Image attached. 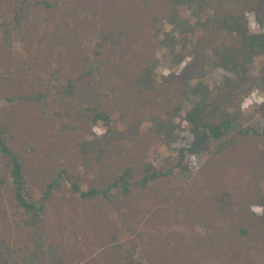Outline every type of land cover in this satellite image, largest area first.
<instances>
[{"label":"rangeland","instance_id":"374dc122","mask_svg":"<svg viewBox=\"0 0 264 264\" xmlns=\"http://www.w3.org/2000/svg\"><path fill=\"white\" fill-rule=\"evenodd\" d=\"M20 1L0 0V124L10 136V148L23 157L26 184L42 191L65 170L85 190L105 188L129 165L136 167L137 177L163 171L172 153L152 150L157 140L152 117L176 105L185 110L184 83H194L201 67L197 56L170 84L138 90L135 75L142 66L153 64L156 77L165 66L161 39L169 26L153 17L166 16L170 0H31L33 11L47 18L46 28L31 25L8 47L3 26ZM206 1L209 15L250 9L264 14V0ZM215 26L197 48L187 40L188 51L209 56L214 45L231 44ZM261 63L250 73H257ZM212 73L207 68L210 86L217 82ZM68 80L74 82L72 94L59 97L58 87ZM58 112L78 130L60 132ZM95 112L140 119L144 131L134 142L117 143L101 163L84 171L77 142ZM257 120L245 122L242 129L249 134L234 133V142L222 153L198 157L199 170L187 180L184 171L166 173L127 195L110 189L106 197L83 199L63 177L45 201L41 232L69 264H122L111 249L113 235L136 247L138 264L264 263V221L249 207L264 174V135L249 130ZM14 197L9 169L0 159V237L27 249L30 228L19 224L25 216L15 213ZM224 200L236 209H222Z\"/></svg>","mask_w":264,"mask_h":264},{"label":"trees","instance_id":"16d2710c","mask_svg":"<svg viewBox=\"0 0 264 264\" xmlns=\"http://www.w3.org/2000/svg\"><path fill=\"white\" fill-rule=\"evenodd\" d=\"M171 9L164 16H154L158 23H165L169 31L161 39L163 47L164 68L156 77L153 64L142 66L135 75L138 90L146 93L157 89L160 85H168L173 78L189 68L198 56L201 65L193 74L194 83H184L183 100L185 110L176 105L170 109L153 115L154 133L157 138L152 150L167 148L169 155L164 162L168 165L163 171H147L137 177V169L133 165L123 168L105 188L81 189L78 180H72L71 175L61 170L56 179L45 186L42 191L29 187L22 174L23 157L13 151L10 146V136L0 124V159L5 160L14 188L15 213L25 217L19 224L30 228L27 235V249L14 247L0 237V264H69L63 258L56 245L48 243L39 228L41 213L45 209V201L52 192L61 187L63 177L71 180L72 190L83 199L106 197L110 189L118 190L123 195L129 194L131 188L148 187L152 181L166 177V173L185 172V180L199 170L197 159L201 155H218L234 142L235 134H249L243 130L245 122L256 117L257 127L249 130L264 135V102L259 104L254 99L245 106L252 94L264 95V14L256 10H246L240 13L209 15L205 10L206 0H170ZM35 3L31 0H21L14 8L12 19L3 26L5 44L12 47L22 31L37 25L38 30L46 28L48 20L33 11ZM216 25V26H215ZM254 25V27H253ZM217 27L231 39V44L221 43L211 48L209 56L198 55L196 50L188 51L185 42L189 40L198 47V43L206 34ZM22 46V45H21ZM21 46L16 50L21 53ZM23 56V55H22ZM25 61V57H22ZM262 60L257 73L250 71ZM172 68H176L173 71ZM207 68L217 82L209 85ZM197 70V69H196ZM165 72L167 73L165 75ZM52 87V84L49 85ZM74 82L68 80L58 87L59 97L72 94ZM187 94V95H186ZM191 95V97H188ZM188 97V99H187ZM60 132L78 130L65 114L58 112ZM102 122V126L99 125ZM144 131L142 120H130L122 116L111 117L108 113L95 112L92 115L88 132L77 142L80 155V165L84 171L90 170L91 163H101L111 148L117 143L134 142ZM76 179V178H75ZM153 182V183H154ZM259 195L249 201V207L259 206V213L264 221V174L257 180ZM220 207L229 211L235 206L229 200H224ZM112 251L122 258V264H138L136 247L128 246L119 241L116 235L111 237ZM264 264V263H262Z\"/></svg>","mask_w":264,"mask_h":264},{"label":"clouds","instance_id":"9594fccd","mask_svg":"<svg viewBox=\"0 0 264 264\" xmlns=\"http://www.w3.org/2000/svg\"><path fill=\"white\" fill-rule=\"evenodd\" d=\"M253 27H254V25H253ZM166 74H167V73L165 72V75H166ZM251 99H254V100L256 101V103L259 104V103H261V102H264V95L256 96V95L253 93L252 96H251V98H250V100H246V101H245V106H246L248 103H250ZM251 210L254 211V212L259 213V212L261 211V208H260L259 206H253Z\"/></svg>","mask_w":264,"mask_h":264}]
</instances>
